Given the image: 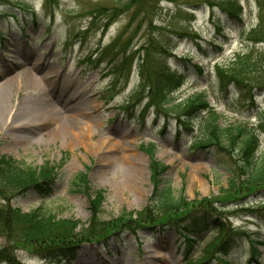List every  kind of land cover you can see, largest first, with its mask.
Wrapping results in <instances>:
<instances>
[{"label": "rangeland", "instance_id": "374dc122", "mask_svg": "<svg viewBox=\"0 0 264 264\" xmlns=\"http://www.w3.org/2000/svg\"><path fill=\"white\" fill-rule=\"evenodd\" d=\"M221 2L241 6V19L223 13ZM37 58V74L46 69L54 76L45 87L49 98L62 94L67 108L78 111L80 138L72 143L51 133L55 121L42 134L16 138L0 121V155L32 166L49 162L58 171L49 192L28 188L9 202L21 211L42 206L86 227L90 199L99 192V217L121 227H110L115 235L82 242L69 255L13 247L12 261L0 264H184L215 230L197 220L213 215L232 228L226 258L264 264V190L219 202L227 199L222 188L230 168L242 159L237 145L231 153L214 145L196 147L211 110L196 105L186 115H165L140 84L142 75L182 74L171 94L174 102L201 93L219 114L220 127L245 123L258 134L256 155L263 153L264 18L256 0H0V73L6 63H19L18 72ZM232 64L239 66L236 81H220L218 69ZM18 76L9 92L12 102L31 100L37 108L38 87ZM32 124L37 129L38 121ZM149 150L165 165L160 187L169 186L185 202L164 219L182 227L197 222L189 232L196 239L191 251L156 208L150 210L152 223L139 215L152 207ZM131 161L138 179L129 172ZM81 172L87 173V191L74 184ZM4 201L0 195V204ZM239 202L242 207L235 206ZM251 238L256 261L249 257ZM3 246L7 241L0 236Z\"/></svg>", "mask_w": 264, "mask_h": 264}, {"label": "trees", "instance_id": "16d2710c", "mask_svg": "<svg viewBox=\"0 0 264 264\" xmlns=\"http://www.w3.org/2000/svg\"><path fill=\"white\" fill-rule=\"evenodd\" d=\"M260 17L264 18V0H256ZM219 7L228 17L240 20L242 15L241 6L235 3H222ZM215 26L219 24L215 22ZM237 67L234 64L228 69H218V78L220 81H236ZM162 73V72H161ZM163 76H155L154 78H140V84L146 86L152 98L158 103V109L165 115L178 114L183 115L193 111L196 105L202 110H211L205 120L200 125L201 134L195 142L196 147H204L214 145L220 150L231 153L234 146L235 151L240 152L241 161L230 168L227 179V186L223 187V192L227 194L222 202L242 200L246 195L256 194L264 190V152L256 155V146L258 134L253 128H248L245 123L237 125H229V127H220L217 124L219 114L215 109L210 108L211 105L201 93L189 95L182 101L174 102L172 91L181 84L182 74L169 72L162 73ZM250 94V93H249ZM192 109V110H190ZM195 110V109H194ZM240 142L238 143V139ZM238 143V144H237ZM153 145V144H151ZM239 148V149H238ZM153 154L152 150H149ZM165 165L150 155L149 172L152 183V190L149 200L152 207L139 212L143 218L150 223L152 221V212L150 210L157 209L161 215L162 221L165 223L167 218L174 211L180 210L185 206V202L180 196H175L169 186L160 187L161 173ZM57 166L44 162L42 165L32 166L18 162L12 157L0 155V195L5 200L0 204V236L7 241V246L0 248V261H12V248L26 247L41 256H63L73 253V249L87 240H94L96 236L104 238L108 235H115L111 228H119L118 222L110 224L99 217V192L90 199L91 217L86 227L75 218L56 217V215L43 210L42 206H37L29 211H21L9 202V198L20 191L33 188L40 193L49 192L54 181L57 178ZM87 173L81 172L76 175L74 184L84 188L86 191ZM214 199L218 200V196ZM212 204H215L213 201ZM242 203L235 204L236 207H242ZM214 206V205H213ZM220 210L225 205L214 206ZM148 210L147 212H145ZM218 214V213H217ZM208 219H211L209 222ZM152 221V222H151ZM201 222L206 228L213 225L214 233L201 246L198 254L185 258L184 264H207L212 260H216L218 264H234V262L226 258V251L232 228L224 222L218 215L213 218L203 217ZM157 222V221H156ZM194 221L189 226H180L177 223H168L180 231L187 243V252L192 250L196 239L189 235L192 226L197 223ZM108 231V232H107ZM198 231V230H197ZM248 236H250L248 234ZM249 245L251 259L256 261L257 249L253 243ZM255 242V241H254ZM257 243H261L258 242ZM11 248V249H10ZM187 252L185 253L187 255Z\"/></svg>", "mask_w": 264, "mask_h": 264}, {"label": "bare ground", "instance_id": "6f19581e", "mask_svg": "<svg viewBox=\"0 0 264 264\" xmlns=\"http://www.w3.org/2000/svg\"><path fill=\"white\" fill-rule=\"evenodd\" d=\"M19 65V63L13 61L12 63H6L5 71L0 73V121L9 126L10 130H13L16 138L22 139L31 138L34 133L37 135L42 134L45 126L50 124L51 121H55L56 124L50 129L51 133L62 135L72 143L77 142L80 138L77 131L79 125V120H77L78 111L74 108H67L62 94L57 93L55 98L50 99L49 94H52V92L45 89L47 84L54 82L53 73L45 69V71L37 74L40 68L39 58L30 67H24L16 72ZM17 76L19 79H25L26 82L35 84L38 87L40 93H38L39 102L35 103L38 106L37 108L31 100L19 99L15 104L12 102L9 92ZM33 107L37 110L36 113H31ZM34 120L38 121L37 129L35 126L33 128L32 122ZM25 132L28 135L30 134L29 137L25 136ZM138 170L131 161L129 172L133 178L138 179Z\"/></svg>", "mask_w": 264, "mask_h": 264}]
</instances>
